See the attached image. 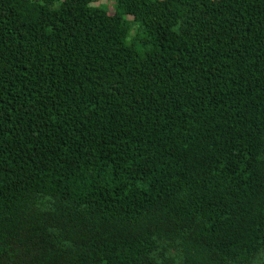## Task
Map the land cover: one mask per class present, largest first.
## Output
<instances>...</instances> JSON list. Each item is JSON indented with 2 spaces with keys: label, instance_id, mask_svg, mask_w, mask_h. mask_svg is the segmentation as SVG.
Wrapping results in <instances>:
<instances>
[{
  "label": "trees",
  "instance_id": "obj_1",
  "mask_svg": "<svg viewBox=\"0 0 264 264\" xmlns=\"http://www.w3.org/2000/svg\"><path fill=\"white\" fill-rule=\"evenodd\" d=\"M98 1L0 0V264H264V0Z\"/></svg>",
  "mask_w": 264,
  "mask_h": 264
},
{
  "label": "rangeland",
  "instance_id": "obj_2",
  "mask_svg": "<svg viewBox=\"0 0 264 264\" xmlns=\"http://www.w3.org/2000/svg\"><path fill=\"white\" fill-rule=\"evenodd\" d=\"M93 4L98 5L100 7H104L107 10H109L110 12H115L117 10V2L113 1V0H101L98 2H94ZM128 19L130 20L131 18L128 17ZM138 25L134 24V27L136 28Z\"/></svg>",
  "mask_w": 264,
  "mask_h": 264
}]
</instances>
